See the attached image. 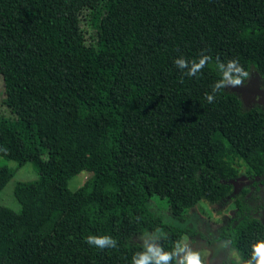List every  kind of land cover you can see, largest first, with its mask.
<instances>
[{
	"label": "trees",
	"instance_id": "16d2710c",
	"mask_svg": "<svg viewBox=\"0 0 264 264\" xmlns=\"http://www.w3.org/2000/svg\"><path fill=\"white\" fill-rule=\"evenodd\" d=\"M120 9L129 33L108 43L101 21ZM202 49L264 79V0H0L1 104L11 114L0 116V157L38 173L15 183L18 212L0 206V264H130L143 230L165 227L166 249L185 233L161 223L152 195L180 221L229 196L241 171L264 184L263 112L225 91L207 103L215 72L182 78L172 63ZM61 115L73 116L77 140L60 135ZM82 171L84 184L69 190ZM11 177L0 166V189ZM245 194L221 238L231 233L247 257L264 224ZM88 234L118 247L89 246Z\"/></svg>",
	"mask_w": 264,
	"mask_h": 264
},
{
	"label": "rangeland",
	"instance_id": "374dc122",
	"mask_svg": "<svg viewBox=\"0 0 264 264\" xmlns=\"http://www.w3.org/2000/svg\"><path fill=\"white\" fill-rule=\"evenodd\" d=\"M132 20L125 12L120 9L110 17H104L101 21L102 33L108 43L125 38L130 30ZM237 96L243 111L250 109L261 110L264 114V79L257 73H249L247 82L241 86H229L224 90ZM4 98L2 78L0 75V116H10V112L1 104ZM58 127L60 135L74 140L80 137L78 127L76 126L72 115H61L58 118ZM0 166H4L12 171V177L0 189V206H4L14 212L19 211V204L14 197V186L16 182H28L38 179L32 163L27 162L19 166L15 161L0 157ZM191 174L187 179L193 182L192 178L199 171L197 164L190 166ZM89 173L82 171L70 179L66 186L69 190H75L82 186ZM195 176V175H194ZM242 190H246L241 203L247 211L259 219L264 224V184L254 187L246 180L244 172H240L238 180L235 182L233 192L218 204H208L205 201L198 202L192 209L187 210L183 218L178 221L174 219L167 206L165 199L152 195L148 206L154 214H158L164 219L167 217L170 223L185 230L183 237L194 248L206 253L210 258L207 264H227V252H217V242L221 238V231L228 221L233 217L236 206L235 199L239 197ZM139 243L138 237L134 238Z\"/></svg>",
	"mask_w": 264,
	"mask_h": 264
},
{
	"label": "clouds",
	"instance_id": "9594fccd",
	"mask_svg": "<svg viewBox=\"0 0 264 264\" xmlns=\"http://www.w3.org/2000/svg\"><path fill=\"white\" fill-rule=\"evenodd\" d=\"M181 77H197L205 66H209L216 74V79L209 85V91L204 92V100L212 103L217 95L222 94L229 86H241L247 82L250 69L233 57L221 60L213 57L207 50L202 49L193 58L184 55L175 57L172 61ZM139 219V218H137ZM162 224L168 225L170 220L165 217ZM84 241L97 249H115L118 241L109 234H88ZM169 239V232L165 227L154 226L151 230H143L139 236V250L130 256V264H207L210 258L206 253L194 249L184 237L173 241L172 246L166 249L162 241ZM234 236L229 233L224 239L217 242V252H227V264H264V234L253 238L249 245L247 257L241 254L238 247L232 246Z\"/></svg>",
	"mask_w": 264,
	"mask_h": 264
},
{
	"label": "flooded vegetation",
	"instance_id": "af4514ba",
	"mask_svg": "<svg viewBox=\"0 0 264 264\" xmlns=\"http://www.w3.org/2000/svg\"><path fill=\"white\" fill-rule=\"evenodd\" d=\"M264 96V95H263Z\"/></svg>",
	"mask_w": 264,
	"mask_h": 264
}]
</instances>
